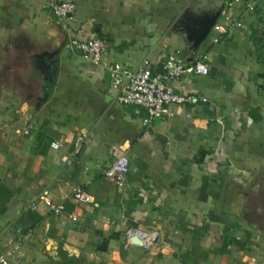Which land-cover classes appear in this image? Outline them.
<instances>
[{"label": "crops", "instance_id": "0c3cea01", "mask_svg": "<svg viewBox=\"0 0 264 264\" xmlns=\"http://www.w3.org/2000/svg\"><path fill=\"white\" fill-rule=\"evenodd\" d=\"M59 1L76 5L67 20L51 10ZM217 13L194 58L206 57L209 75L173 83L193 103L148 124L118 102L112 64H192L182 18L195 27ZM94 38L110 43L100 64L69 47ZM59 45L51 82L33 75L26 58ZM121 157L122 186L104 174ZM261 172L264 0H0V252L18 244L23 254L11 264H264L247 197ZM77 187L93 201H74ZM129 229L158 239L132 245Z\"/></svg>", "mask_w": 264, "mask_h": 264}, {"label": "built area", "instance_id": "2783aa9c", "mask_svg": "<svg viewBox=\"0 0 264 264\" xmlns=\"http://www.w3.org/2000/svg\"><path fill=\"white\" fill-rule=\"evenodd\" d=\"M50 7L55 17L61 21L69 19L76 12V5L67 1L54 2ZM249 8L253 9V6H249ZM215 28L217 31L221 30L219 26ZM69 47L72 51L79 53L83 59L100 64L110 49V43L104 38L73 39ZM205 59L206 57L201 55L192 64H187L179 58L170 56L164 62L162 73H154L148 66L133 71L120 63H114L109 67L110 79L120 89L118 102L123 106H135L144 110L147 114L145 122L150 124L164 117L165 108L169 104L187 105L193 103L195 97L177 93L173 88V83L188 75H209L210 68ZM53 148H59V144L54 143ZM129 170V161L125 157H121L109 164L104 174L122 186ZM71 196L78 203L93 201L90 194L78 187L72 190ZM44 201L55 215L61 214L62 204H56L46 198ZM135 235L143 240L145 247H151L158 239V233L155 231L129 229L126 232L129 241ZM15 252H18L19 256L23 255L18 244L7 248L5 252H0V264H11V256Z\"/></svg>", "mask_w": 264, "mask_h": 264}, {"label": "water", "instance_id": "95a60500", "mask_svg": "<svg viewBox=\"0 0 264 264\" xmlns=\"http://www.w3.org/2000/svg\"><path fill=\"white\" fill-rule=\"evenodd\" d=\"M217 16L218 13L213 15L206 24L199 23L195 27H191L193 23L188 22V19L185 18L186 16L182 18L181 22H183L185 27L181 31L184 33L185 37L191 44L190 50L192 57L189 62L193 63L195 61L194 58L197 54L198 48L200 44L204 40H206L212 28L215 26ZM187 22L188 24L186 26ZM61 47L62 45H59L57 47L50 46L44 48L41 51H37L34 54L31 53L32 56L29 55V58L26 59L27 62H29L28 66L31 68L32 74L36 75L35 72L36 70H38L39 72H41L45 80L50 79L51 82L53 72L52 67L57 66L58 55L60 53ZM45 98L46 96L38 98V103L29 110L27 116L30 121L32 120L33 115L35 114L37 109L44 103ZM260 174L262 175L261 178H259L258 181L254 182L255 186L250 190L247 197L249 201L248 208L251 211V222H254L260 230L264 231V172H261ZM130 243L138 247L145 246L143 240L137 235L133 236L130 239Z\"/></svg>", "mask_w": 264, "mask_h": 264}]
</instances>
